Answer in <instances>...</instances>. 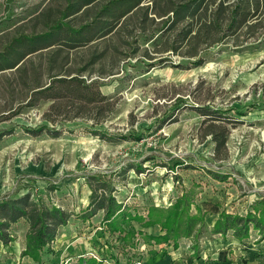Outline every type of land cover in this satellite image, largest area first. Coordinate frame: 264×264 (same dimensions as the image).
Instances as JSON below:
<instances>
[{
    "label": "rangeland",
    "instance_id": "rangeland-1",
    "mask_svg": "<svg viewBox=\"0 0 264 264\" xmlns=\"http://www.w3.org/2000/svg\"><path fill=\"white\" fill-rule=\"evenodd\" d=\"M51 1L0 0V49L5 34L13 36L20 24H28ZM26 28L31 31V25ZM206 57L207 64L200 68L165 65L148 73L146 63H124L118 75L101 82L102 94L114 102L109 118L94 125L85 119L58 122L57 138L27 133L41 125L47 104L23 110L14 118L1 113L11 101L5 93L7 82L1 79L0 200L30 194L34 200L80 215L90 196L85 177L99 176L111 179L116 199L144 218L150 208L167 209L186 192L194 193L191 214L196 215L200 207L209 231L221 212L253 213L256 203L264 200V44L244 52L215 46ZM179 59L171 55L173 63ZM17 94L18 88L14 108ZM191 107H211L222 119L232 120L225 161L214 158L212 141L203 134L204 117ZM93 128L126 140L103 141L90 135ZM139 163L142 173L130 170L125 178L119 176L125 165ZM208 172L227 179L217 180ZM259 208L264 210V204ZM102 217V212L85 222L72 217L67 227L59 229L51 252L44 251L40 263L22 255L28 226L22 221L11 224V243L0 242V264H143L151 261V255H160L164 264H179L176 260L191 257L171 246L162 250L161 245L146 244L137 236L132 246V241L110 235ZM133 225L143 234H162L159 225ZM250 234L242 242L230 234L225 240L219 235L200 238V260L190 264H211L207 253L218 248L226 254L225 264H264V240L253 231ZM180 244L191 243L184 239ZM175 255L177 259L170 260Z\"/></svg>",
    "mask_w": 264,
    "mask_h": 264
},
{
    "label": "trees",
    "instance_id": "trees-1",
    "mask_svg": "<svg viewBox=\"0 0 264 264\" xmlns=\"http://www.w3.org/2000/svg\"><path fill=\"white\" fill-rule=\"evenodd\" d=\"M27 23L20 24L10 38L9 33L3 37L0 80L7 82L5 93L11 101L1 113L8 112L9 118H14L23 110L47 104L41 125L27 133L57 138L58 122L85 119L94 125L109 118L115 110L114 102L102 94L101 82L118 75L124 63H146L147 73L165 65L194 69L207 64L208 50L215 46L235 52L260 49L264 44V0H52ZM27 25H31L29 32ZM171 55L180 58L178 64L171 61ZM17 88L19 102L14 108ZM191 108L204 117L203 134L212 141L214 158L225 161L232 120L222 119L211 107ZM90 135L106 142L126 140L107 137L94 128ZM130 170L139 174L144 168L142 163L125 165L119 176L125 178ZM208 174L217 180L227 179ZM85 181L90 190L89 203L80 215L34 200L30 194L1 199L3 246L11 243L10 225L22 221L28 226L22 255L40 263L43 252H51L59 229L67 227L72 217L85 222L100 212L101 224L122 241L131 242L137 236L146 244L175 250L181 240L188 239L196 259H200V238L219 235L225 240L230 234L242 242L253 231L264 240V210L259 208L263 199L256 203L253 213L239 216L221 212L209 231L200 207L196 215L191 214L192 192L177 198L167 209L150 208L145 220L116 199L111 179L86 176ZM133 223L144 228L159 225L162 234H143Z\"/></svg>",
    "mask_w": 264,
    "mask_h": 264
},
{
    "label": "crops",
    "instance_id": "crops-1",
    "mask_svg": "<svg viewBox=\"0 0 264 264\" xmlns=\"http://www.w3.org/2000/svg\"><path fill=\"white\" fill-rule=\"evenodd\" d=\"M148 231V230H147ZM161 247H162V250H164L165 249V247H163L162 245H161ZM168 247V246H167ZM201 247V246H200ZM179 249L182 251L181 252V254L180 255H183V254H185V252L186 253H189V254H191V257H188V259L187 260H181V259H178V260H176V262H179V264H185L186 263V261H187V263H191V261L192 260H195L196 258H195V256H194V254H193V252L192 251H190L189 250V247H187V246H184V245H181L180 243H179V246H178V248L177 249H175L176 250V252H179ZM161 250V251H162ZM172 250H174L173 248H172ZM212 253L213 254H208L207 253V257L209 258H211V264H218V263H223V264H225L224 262H226V254H225V252L221 249H217V250H213L212 249ZM180 255H178L179 257H181ZM151 257H153L152 259H150L151 261L150 262H144L143 264H164L162 261H161V257H160V255L158 256V255H156V257L155 256H153V255H151ZM174 258H171L170 260H175V259H177L176 257H177V255H175V256H173ZM149 258V257H148ZM197 260H200V259H197ZM198 262V261H197Z\"/></svg>",
    "mask_w": 264,
    "mask_h": 264
},
{
    "label": "built area",
    "instance_id": "built-area-1",
    "mask_svg": "<svg viewBox=\"0 0 264 264\" xmlns=\"http://www.w3.org/2000/svg\"><path fill=\"white\" fill-rule=\"evenodd\" d=\"M136 264H138V263H136Z\"/></svg>",
    "mask_w": 264,
    "mask_h": 264
}]
</instances>
